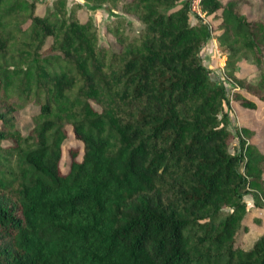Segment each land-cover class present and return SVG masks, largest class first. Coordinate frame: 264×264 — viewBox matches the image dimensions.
I'll list each match as a JSON object with an SVG mask.
<instances>
[{"label":"trees","instance_id":"16d2710c","mask_svg":"<svg viewBox=\"0 0 264 264\" xmlns=\"http://www.w3.org/2000/svg\"><path fill=\"white\" fill-rule=\"evenodd\" d=\"M87 1L140 29L121 16L114 49L80 2L0 0V264H264V232L236 242L244 195L264 206V150L247 122L229 149L228 92L200 56L213 27L191 21L192 0ZM243 6L199 0L219 17L233 99L256 109L264 17ZM29 103L24 133L15 111ZM69 132L82 155L62 171Z\"/></svg>","mask_w":264,"mask_h":264},{"label":"rangeland","instance_id":"374dc122","mask_svg":"<svg viewBox=\"0 0 264 264\" xmlns=\"http://www.w3.org/2000/svg\"><path fill=\"white\" fill-rule=\"evenodd\" d=\"M37 10L43 12L44 6L47 1L52 0H38ZM226 1V0H224ZM75 2H80L81 6L76 7V14L81 20L92 18L97 26L99 34V42L110 45L114 49L119 48V43L111 32L112 26L119 23V19H123L122 28H126L128 34L135 33L140 29L138 20L129 14H123L119 8H111L108 5H101L96 8L90 7V2L87 0H67L68 8L72 7ZM244 11L249 17L260 16L264 17V0H241ZM191 21L197 22V12L191 8ZM123 18H122V17ZM202 19L208 22L213 27L211 37L202 46L200 56L204 65L210 70V76L225 84L228 92V101L225 106L229 112L228 128L233 132L234 137L230 142L229 149L231 152H236L239 149L240 141L237 128L244 122H247L254 130V140L259 143L264 150V104L258 105L256 109L245 108L233 99V92L238 87L231 77L225 73V63L227 59L226 51L220 47L216 42V34L219 30L216 29V22L218 18L213 15H206L202 12ZM215 36V37H214ZM241 69H247L250 64L239 63ZM38 111V106L35 104H27L26 106L15 111L16 120L22 131L26 133L33 125L32 116ZM78 149L77 157L82 155V145L71 132L64 140L62 146V155L60 158V168L62 171L69 169L72 161L71 152ZM248 209L242 219L243 227L238 230L236 242L237 244L248 247L255 238L264 232V206H257L254 204V198L251 194L244 195Z\"/></svg>","mask_w":264,"mask_h":264},{"label":"built area","instance_id":"2783aa9c","mask_svg":"<svg viewBox=\"0 0 264 264\" xmlns=\"http://www.w3.org/2000/svg\"><path fill=\"white\" fill-rule=\"evenodd\" d=\"M192 10L196 11L198 14H202L201 9L199 8V0H192Z\"/></svg>","mask_w":264,"mask_h":264}]
</instances>
